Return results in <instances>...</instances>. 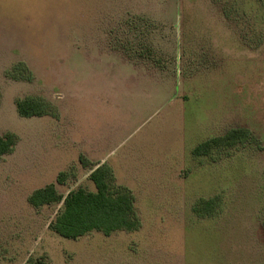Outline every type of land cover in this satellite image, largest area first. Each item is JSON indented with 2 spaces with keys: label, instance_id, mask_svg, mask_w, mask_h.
<instances>
[{
  "label": "rangeland",
  "instance_id": "obj_1",
  "mask_svg": "<svg viewBox=\"0 0 264 264\" xmlns=\"http://www.w3.org/2000/svg\"><path fill=\"white\" fill-rule=\"evenodd\" d=\"M0 132V264H264V0H0ZM103 164L138 227L59 236L29 197Z\"/></svg>",
  "mask_w": 264,
  "mask_h": 264
},
{
  "label": "trees",
  "instance_id": "obj_2",
  "mask_svg": "<svg viewBox=\"0 0 264 264\" xmlns=\"http://www.w3.org/2000/svg\"><path fill=\"white\" fill-rule=\"evenodd\" d=\"M17 109L24 117L43 116L48 114L49 105L41 99L29 97L18 100ZM249 135L247 129H232L222 137L201 143L195 147L193 154L207 156L215 148L244 142ZM16 144L17 137L14 134L3 135L0 132V158L12 153ZM110 178V168L103 164L90 175L96 192L78 189L64 197L57 191L56 186L51 184L36 190L29 197V202L34 207L63 202V209L51 223L50 228L65 239L75 240L94 231L109 236L116 231L134 230L139 222L134 210L133 197L127 190L113 191ZM203 206V209H197V212L209 214L213 202H205Z\"/></svg>",
  "mask_w": 264,
  "mask_h": 264
}]
</instances>
